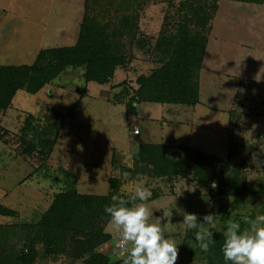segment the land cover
<instances>
[{"label": "rangeland", "instance_id": "obj_1", "mask_svg": "<svg viewBox=\"0 0 264 264\" xmlns=\"http://www.w3.org/2000/svg\"><path fill=\"white\" fill-rule=\"evenodd\" d=\"M180 1L139 0L140 6L133 5L139 30L134 39H123L127 62L108 83L86 82L83 66H67L34 94L19 89L12 106L0 109V203L17 212L13 217L0 215L4 245L23 249V224L38 220L54 194L72 179L67 175L74 176L81 193H107L109 177L120 180L119 190L125 194L137 185L148 188L157 196L146 202L151 219L178 245L176 264H208L209 255L196 249L199 242L180 223L178 209L201 219L215 213L214 224L207 228L211 233L224 232L229 219L247 228L246 218L264 215V194L259 192L264 180V4L218 1L200 71L198 104L142 101L135 113H128L121 100L123 87L128 96L134 94L138 76L160 65L151 54L153 43L164 17H172ZM84 9V0H0V64H31L40 49L73 45ZM53 140L46 163L38 150L28 155L29 142L48 149ZM229 141L239 145L229 163L240 165V177L246 181L247 193L241 198L227 186L222 195L216 194L219 181L200 184L189 173L169 180L127 170L134 167L142 142L169 144L170 156L177 144H188L226 158ZM104 230L112 239L102 250L109 248L116 259L123 254L116 247L118 234L110 222ZM184 242L190 250L181 249ZM37 248L40 255L34 264H86L64 255L44 256L42 245ZM8 253L0 248V257Z\"/></svg>", "mask_w": 264, "mask_h": 264}, {"label": "trees", "instance_id": "obj_2", "mask_svg": "<svg viewBox=\"0 0 264 264\" xmlns=\"http://www.w3.org/2000/svg\"><path fill=\"white\" fill-rule=\"evenodd\" d=\"M218 1H180L173 16L164 17L151 52L160 65L150 74L138 76L134 94L128 96V90L122 88L121 100L128 113H135L136 104L142 101L187 106L199 103L200 71L210 21ZM233 1L259 4L264 0ZM133 5L140 6L139 0H84L85 9L73 45L40 49L31 64H0V109L9 107L19 89L34 94L67 66H83L86 82L108 83L115 70L127 62L123 39L125 36L134 39L139 30L137 9ZM54 143H46L48 149H45V145L38 148L31 141L27 153L38 150L40 161L45 159L46 163ZM238 147L237 143L229 141L226 158H220L188 144H177V151L170 156L168 150L171 145L142 142L134 167L127 170L133 174L139 170L152 177L165 176L169 180L175 175L189 173L200 184L219 181L216 194L222 195L223 188L227 186L229 193L241 198L247 193L246 181L240 177V165L231 167L229 163L238 153ZM228 172L231 174L226 178L227 184H224ZM69 178L72 179L54 194L38 220L23 224L27 232L23 249L17 251L8 242L4 245L0 236V248L9 250L6 256L0 257V264H34L40 255L37 244L42 245L44 256L64 255L86 264H121L118 257H110V251H100V247L112 239L111 234L104 230L110 222L105 206L112 202L113 195H126L119 190L120 180L109 177L107 193L90 194L79 192L74 176L67 175L66 179ZM259 192L264 194V180L259 185ZM155 197L153 195L150 199ZM0 215L13 217L17 212L0 203ZM223 243V232L212 233L208 264L225 261L221 251ZM185 248L190 250L184 242L181 249ZM196 249L202 251L200 243Z\"/></svg>", "mask_w": 264, "mask_h": 264}, {"label": "clouds", "instance_id": "obj_3", "mask_svg": "<svg viewBox=\"0 0 264 264\" xmlns=\"http://www.w3.org/2000/svg\"><path fill=\"white\" fill-rule=\"evenodd\" d=\"M212 187L216 184L213 182ZM152 192L143 185H137L126 195H113L105 212L116 233V247L123 250L118 257L121 264H176L179 248L175 240L165 235L159 221L151 219L146 202ZM183 216L180 222L194 233L203 251L209 250L212 233L207 230L214 224L215 213H207L202 219L197 214L183 209L177 210ZM247 228L229 219L223 232L222 253L231 264H264V215L247 219Z\"/></svg>", "mask_w": 264, "mask_h": 264}, {"label": "crops", "instance_id": "obj_4", "mask_svg": "<svg viewBox=\"0 0 264 264\" xmlns=\"http://www.w3.org/2000/svg\"><path fill=\"white\" fill-rule=\"evenodd\" d=\"M253 4H255V3H253ZM259 4H264V1L262 2V3H259ZM206 49H207V47H206ZM205 52H206V50H205ZM13 99V98H12ZM11 105H9L10 107L12 106V102L10 103ZM9 107V108H10ZM35 153H37V151H33V152H31V153H28V155L29 156H32V155H34ZM107 244H109V242L108 243H105L104 245H102L101 247H100V251L101 252H103V250H102V247L104 246V247H107ZM110 249L108 248L107 249V252L109 251ZM106 253V252H105Z\"/></svg>", "mask_w": 264, "mask_h": 264}, {"label": "built area", "instance_id": "obj_5", "mask_svg": "<svg viewBox=\"0 0 264 264\" xmlns=\"http://www.w3.org/2000/svg\"><path fill=\"white\" fill-rule=\"evenodd\" d=\"M139 132H140L139 128L137 126H135L133 128V133L137 135V134H139Z\"/></svg>", "mask_w": 264, "mask_h": 264}]
</instances>
